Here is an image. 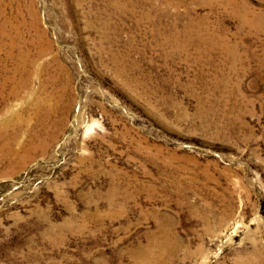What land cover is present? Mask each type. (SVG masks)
Returning a JSON list of instances; mask_svg holds the SVG:
<instances>
[{"label": "rangeland", "instance_id": "rangeland-1", "mask_svg": "<svg viewBox=\"0 0 264 264\" xmlns=\"http://www.w3.org/2000/svg\"><path fill=\"white\" fill-rule=\"evenodd\" d=\"M0 264H264V0H0Z\"/></svg>", "mask_w": 264, "mask_h": 264}]
</instances>
